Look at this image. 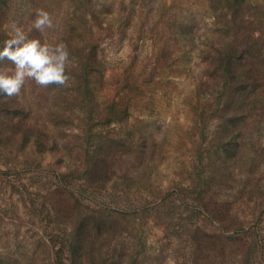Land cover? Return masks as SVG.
<instances>
[{
    "label": "rangeland",
    "instance_id": "obj_1",
    "mask_svg": "<svg viewBox=\"0 0 264 264\" xmlns=\"http://www.w3.org/2000/svg\"><path fill=\"white\" fill-rule=\"evenodd\" d=\"M252 2L261 9L250 6L249 25L264 23L263 0ZM28 7L52 16L43 34L48 43L66 37L74 66L61 88L26 80L22 114L7 117L0 264H264V68L254 87L225 80L220 66L237 33L229 6ZM92 47L93 107L78 97ZM77 224L89 231L72 255Z\"/></svg>",
    "mask_w": 264,
    "mask_h": 264
},
{
    "label": "trees",
    "instance_id": "obj_2",
    "mask_svg": "<svg viewBox=\"0 0 264 264\" xmlns=\"http://www.w3.org/2000/svg\"><path fill=\"white\" fill-rule=\"evenodd\" d=\"M35 1L36 0H0V47H2L3 41L9 38V25L13 22H15L18 26L23 27L26 31L31 27L30 21L32 22V20H34L36 10L32 11L28 6H30ZM219 2L229 6L231 10L230 17L233 21V25L237 26L236 36L233 38L231 44H229L230 46L228 51L230 55L227 54L224 56L220 67L222 68L226 81H232L233 79V82L236 84L237 88L239 87L241 89H245L249 83L252 85V82L258 79V74L261 73L262 69L264 68V62L258 59L260 48L262 45H264V23L259 18H257V20H254L255 25H249L252 18H250L248 14L249 11L253 9L250 6H255V9H253L255 10V13L261 8L255 5L252 0H219ZM91 3L92 0H86V4L89 6ZM260 6H263L262 14H264V3ZM93 20H96V17H93ZM239 34L246 35L242 37ZM29 38L39 39L42 43L48 42L46 36L35 29L29 32ZM63 40H66V37L60 36V38H57V41L54 43H59L60 41L63 42ZM90 55V57L86 56L84 62H82L83 60L81 61L84 63L83 69H81L82 88L81 90H78L79 99H81L83 102H86L88 106L95 104L92 91L88 86V80H86L87 77H85L87 76L86 73H88L87 68L89 65L98 62L97 53L94 47H92ZM232 56L233 60L231 59ZM9 63L10 62L7 60L0 62L2 65ZM55 86L61 88L62 85ZM23 91L24 89L22 87L18 95L11 97L0 95L1 145H6L7 140H10L11 135L8 136V132L5 131H9L13 128L11 124L9 125L11 119L8 120L9 118L7 117L11 115V118H17L18 114H22L23 106L26 105V98ZM59 92L56 94L57 97L60 95ZM63 99L64 96L62 100ZM233 103L235 106H240L242 104V102H240V97L236 96V98L233 99ZM16 111H20L21 113ZM11 131L13 132V129ZM23 134L24 136L20 139V141L22 140L26 143L28 140V130L25 129ZM91 227L97 228L95 220L92 221ZM87 231H89V229H87L83 224H77L75 227L73 231V239L77 241V244L70 248L72 255H76L78 250H83L86 246L87 240L84 238V235Z\"/></svg>",
    "mask_w": 264,
    "mask_h": 264
},
{
    "label": "clouds",
    "instance_id": "obj_3",
    "mask_svg": "<svg viewBox=\"0 0 264 264\" xmlns=\"http://www.w3.org/2000/svg\"><path fill=\"white\" fill-rule=\"evenodd\" d=\"M54 27L52 16L42 9L36 11L27 31L15 22L9 25V38L0 47V62H10L0 64V95H18L26 80L40 86L64 85L68 81L66 70L74 65L67 46L63 42L42 43L29 38L33 29L43 34Z\"/></svg>",
    "mask_w": 264,
    "mask_h": 264
}]
</instances>
